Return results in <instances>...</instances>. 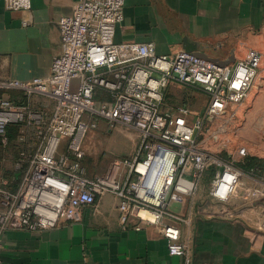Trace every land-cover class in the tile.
<instances>
[{
  "label": "built area",
  "instance_id": "2783aa9c",
  "mask_svg": "<svg viewBox=\"0 0 264 264\" xmlns=\"http://www.w3.org/2000/svg\"><path fill=\"white\" fill-rule=\"evenodd\" d=\"M10 10H28L31 0H4ZM125 0H78L70 15L58 20L61 51L44 79L0 81V89L38 93L53 100L47 115L0 96V143H8L10 125H28L31 134L18 135L21 144L14 190L0 182V237L6 230L42 231L54 228L61 215L79 220V209L104 193L119 198V221L156 224L174 217L170 204L192 196L201 175L210 171L208 196L227 202L242 186L243 173L199 146L196 133L207 119L224 116L239 106L255 83L262 54L250 50L232 66L219 65L188 51L158 55L153 44L114 41ZM170 84L200 85L208 95L205 114L190 121L179 106L164 111V91ZM99 90L106 99L97 101ZM100 120L134 129L145 145L144 155L114 159L103 174L90 177L83 166L87 132ZM239 154L244 156L246 148ZM264 181V166L262 169ZM147 214V215H146ZM264 231V216L260 223ZM168 253L191 264L179 229H163Z\"/></svg>",
  "mask_w": 264,
  "mask_h": 264
},
{
  "label": "crops",
  "instance_id": "0c3cea01",
  "mask_svg": "<svg viewBox=\"0 0 264 264\" xmlns=\"http://www.w3.org/2000/svg\"><path fill=\"white\" fill-rule=\"evenodd\" d=\"M77 1L31 0L25 11L10 10L0 0V81L48 77L61 51L58 20L72 13ZM114 41L151 43L158 55L188 51L229 66L250 50L259 51L263 60L264 0H125ZM185 89L203 91L200 85L170 84L163 106L168 93ZM0 92L47 115L53 108L46 95L18 89ZM106 97L104 90L96 95L98 102ZM204 98L209 99L206 93ZM262 172L254 168L244 173L247 195L240 187L229 201L216 202L207 193L206 171L192 196L182 195L170 204L174 217L142 224L138 231L136 220L120 223L119 198L104 193L79 209L78 221L61 215L52 229L6 230L0 237V264H182L180 257L168 253L163 233L168 224L179 229L191 264H264Z\"/></svg>",
  "mask_w": 264,
  "mask_h": 264
},
{
  "label": "rangeland",
  "instance_id": "374dc122",
  "mask_svg": "<svg viewBox=\"0 0 264 264\" xmlns=\"http://www.w3.org/2000/svg\"><path fill=\"white\" fill-rule=\"evenodd\" d=\"M204 95L203 91L187 89L176 94L168 93L163 109L171 111L179 106H186L190 111V121L193 122L205 114L209 99L204 98ZM250 131L254 136L248 134ZM20 133L29 136L31 128L28 125L18 126L17 133L9 143H0V182L17 172L16 162L21 149L18 142ZM196 139L202 149L221 159L232 161L243 174L257 168L255 164H264V59L246 99L239 106L229 109L224 116L207 119L203 128L196 133ZM82 147L86 153V173L91 177L107 171L114 159H132L137 155H144L146 151L137 131L121 123L108 125L103 120L98 122L95 129L87 132ZM242 147L246 148L244 156L239 154ZM241 182L242 192L247 195L248 184L244 186L243 178Z\"/></svg>",
  "mask_w": 264,
  "mask_h": 264
},
{
  "label": "trees",
  "instance_id": "16d2710c",
  "mask_svg": "<svg viewBox=\"0 0 264 264\" xmlns=\"http://www.w3.org/2000/svg\"><path fill=\"white\" fill-rule=\"evenodd\" d=\"M17 130H18V126L17 125H10L7 128L8 143L10 142V139L12 137H14V135L17 133ZM254 166H257V168L263 169L264 164L261 165V166H258V165L255 164ZM6 180L8 181V184H9L8 187L11 190H14L16 188V185H17L18 180H19L18 177H17V172L15 171L14 173H12L9 177H7Z\"/></svg>",
  "mask_w": 264,
  "mask_h": 264
},
{
  "label": "water",
  "instance_id": "95a60500",
  "mask_svg": "<svg viewBox=\"0 0 264 264\" xmlns=\"http://www.w3.org/2000/svg\"><path fill=\"white\" fill-rule=\"evenodd\" d=\"M198 56H200V57H202V58H204V59H207V60H209V61L215 62V63H217V64H219V65H225V64H226V62L218 61V60H216V59H210V58H207V57H205V56H203V55H198Z\"/></svg>",
  "mask_w": 264,
  "mask_h": 264
},
{
  "label": "bare ground",
  "instance_id": "6f19581e",
  "mask_svg": "<svg viewBox=\"0 0 264 264\" xmlns=\"http://www.w3.org/2000/svg\"><path fill=\"white\" fill-rule=\"evenodd\" d=\"M248 134L250 135V136H254V134L250 131V132H248ZM147 215V214H146Z\"/></svg>",
  "mask_w": 264,
  "mask_h": 264
}]
</instances>
